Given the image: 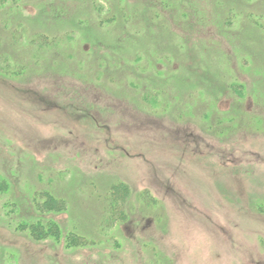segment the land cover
<instances>
[{
  "label": "rangeland",
  "instance_id": "obj_1",
  "mask_svg": "<svg viewBox=\"0 0 264 264\" xmlns=\"http://www.w3.org/2000/svg\"><path fill=\"white\" fill-rule=\"evenodd\" d=\"M0 264H264V0H0Z\"/></svg>",
  "mask_w": 264,
  "mask_h": 264
},
{
  "label": "trees",
  "instance_id": "obj_2",
  "mask_svg": "<svg viewBox=\"0 0 264 264\" xmlns=\"http://www.w3.org/2000/svg\"><path fill=\"white\" fill-rule=\"evenodd\" d=\"M37 196L39 197V199L45 200L44 203L46 205L47 204L49 205V209H53L54 205L56 206V204L54 203L55 201L54 196L48 193L47 191L38 192L36 197ZM40 206L38 207L37 205V208L42 212L45 207L42 208ZM24 228H26L36 238H46L49 236L57 238L59 236V230H58L56 223L50 220H46V221L39 220L37 222L29 223V224L24 225Z\"/></svg>",
  "mask_w": 264,
  "mask_h": 264
}]
</instances>
